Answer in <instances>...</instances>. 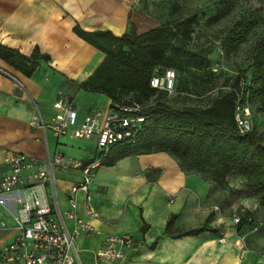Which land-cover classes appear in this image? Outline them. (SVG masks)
<instances>
[{
	"label": "crops",
	"instance_id": "obj_1",
	"mask_svg": "<svg viewBox=\"0 0 264 264\" xmlns=\"http://www.w3.org/2000/svg\"><path fill=\"white\" fill-rule=\"evenodd\" d=\"M143 0H0V43L30 55L34 46L50 55L38 59L31 75L0 58V170L5 157L24 152L44 161L60 154L68 160L89 161L98 154L97 135L88 138L68 134L54 136L50 128L35 122L51 121L53 102L60 92L72 96L77 124L89 112L110 108L105 94L78 86L100 64L104 52L73 31L110 29L120 34L129 27L136 32L155 27ZM58 202L67 206L66 189L77 182L79 167L57 165L54 169ZM222 188L203 174L187 169L165 151L128 155L113 165H99L91 175L88 197L78 194V214L93 225L75 240L81 264H264V244L258 236L239 232L229 213L233 203L224 201ZM20 191L0 197V248L17 232L14 216ZM96 214L85 212L84 204ZM230 205V206H229ZM208 224L216 228L193 234L179 231ZM173 217L168 231L167 220ZM69 226L72 221L68 220ZM146 225L141 230L142 225ZM131 233L133 244L122 259L95 261L92 253L107 233ZM250 233V232H249Z\"/></svg>",
	"mask_w": 264,
	"mask_h": 264
},
{
	"label": "trees",
	"instance_id": "obj_2",
	"mask_svg": "<svg viewBox=\"0 0 264 264\" xmlns=\"http://www.w3.org/2000/svg\"><path fill=\"white\" fill-rule=\"evenodd\" d=\"M157 2H142L143 8L158 22L143 32L129 27L113 34L107 28L85 30L79 23L73 25L78 36L105 54L78 86L105 93L112 105L132 102L142 105L138 113L144 120L137 124L134 136L110 145L100 158V165H113L128 155L165 151L187 169L208 176L224 193L230 189L229 178L233 174L241 175L247 191L264 206V134L254 127L257 114H264V45L252 57L250 79L244 82L237 75L203 104L187 103L186 97H196V93H190L186 73L192 72L200 78L210 73L211 50L205 42L193 41L195 25L199 22L196 11L177 15L180 4L172 0L164 18L152 12ZM215 3L213 12L206 16L208 23L219 20L230 9L229 0ZM254 23V19L246 20L244 16L234 20L221 39L224 51L229 53L239 46ZM31 51L26 55L0 43V58L28 76L38 66L39 58L50 59L37 46ZM165 69L174 70L172 93L150 84L152 75H163ZM205 77V81L211 79ZM237 106L249 108L251 127L244 133L238 130L234 116ZM224 201L230 203L226 197ZM239 217L235 228L245 232L253 222L252 217L248 213ZM209 219L210 216L202 225L179 231L175 236L207 229L215 231L208 224ZM172 221L173 217L167 220L164 231H168ZM145 227L143 224L140 229Z\"/></svg>",
	"mask_w": 264,
	"mask_h": 264
},
{
	"label": "built area",
	"instance_id": "obj_3",
	"mask_svg": "<svg viewBox=\"0 0 264 264\" xmlns=\"http://www.w3.org/2000/svg\"><path fill=\"white\" fill-rule=\"evenodd\" d=\"M174 70L165 69L163 75H152L150 84L172 93ZM72 97L60 92L53 102L55 113L48 123L41 116L35 122L43 128L49 127L54 136L68 134L72 137L88 138L97 135L98 154L89 161L68 160L55 153L44 161L28 156L24 152L11 153L5 157L7 168L0 170V197L19 190L15 198L18 203L14 216L17 232L14 238L0 248V264H81L75 240L83 232L93 230V225L77 212L78 194L88 197V187L94 169L100 165V158L109 150L110 145L124 138H132L137 124L143 116L138 112L142 108L137 102L131 104L114 103L101 112L96 110L84 115L77 124L76 110ZM238 130L246 132L251 127L248 106H237L235 112ZM79 167L77 182L66 189L67 206L63 209L58 202V193L54 169L57 165ZM87 215L96 214L93 207L84 204ZM234 222L240 217L233 215ZM68 220L72 221L69 226ZM1 226L6 223L0 222ZM133 244L131 233H107L102 245L95 248L92 258L95 261L122 259L125 251Z\"/></svg>",
	"mask_w": 264,
	"mask_h": 264
},
{
	"label": "rangeland",
	"instance_id": "obj_4",
	"mask_svg": "<svg viewBox=\"0 0 264 264\" xmlns=\"http://www.w3.org/2000/svg\"><path fill=\"white\" fill-rule=\"evenodd\" d=\"M172 0H159L154 7L153 13H159L164 18L169 12V5ZM217 0H178L180 9L177 15L196 11L199 22L195 25L194 42H205L209 46L210 52V73L203 74L204 77L187 72L188 86L192 89L191 94L196 93V97H186V101L191 103H202L215 96L223 86L232 81L239 75L243 81L251 77V62L253 55L261 48L264 43V0H229L230 9L214 23L206 22V16L211 14ZM242 16L245 19H254L255 23L249 29L245 39L233 51L226 53L221 45V39L229 31L230 24ZM211 76V79L205 81ZM195 92V93H194ZM193 97V98H192ZM255 129L264 134V114H257L254 120ZM225 197L229 204L233 203V208L229 213L232 223L233 215L248 213L252 217V223L249 228L248 238L254 234L259 237L260 243L264 244V206H262L256 197L252 196L244 186V179L241 175L233 174L228 181ZM230 190V191H228ZM230 206V205H229ZM250 232V233H249Z\"/></svg>",
	"mask_w": 264,
	"mask_h": 264
}]
</instances>
